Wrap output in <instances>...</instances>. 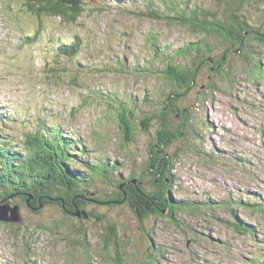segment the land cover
Listing matches in <instances>:
<instances>
[{
  "label": "rangeland",
  "instance_id": "374dc122",
  "mask_svg": "<svg viewBox=\"0 0 264 264\" xmlns=\"http://www.w3.org/2000/svg\"><path fill=\"white\" fill-rule=\"evenodd\" d=\"M20 1L0 0V141L22 146L40 130L54 148L49 168L85 175L83 198L106 203L73 213L67 202L41 203L38 212L28 207L33 196L28 206L13 196L0 200V264H264V77L255 67L264 72V47L249 43L243 56L241 48L230 49L219 74L205 67L176 102L182 119L176 106L167 108L162 71L177 49L202 35L151 18L168 0H83L76 22L48 17L44 29L19 12ZM182 1L219 14L225 9L220 0ZM243 13L264 33V0L245 4ZM76 36L84 50L63 55L61 46ZM227 47L219 45L212 58ZM125 101L135 125L143 114L156 118L147 134L139 124L127 146L117 118ZM163 105L179 119L175 127L185 125L168 148L175 163L166 196L192 207L142 218L117 203L118 184L143 176ZM66 149L72 163L62 159Z\"/></svg>",
  "mask_w": 264,
  "mask_h": 264
},
{
  "label": "trees",
  "instance_id": "16d2710c",
  "mask_svg": "<svg viewBox=\"0 0 264 264\" xmlns=\"http://www.w3.org/2000/svg\"><path fill=\"white\" fill-rule=\"evenodd\" d=\"M187 1L189 2V0ZM220 1L221 4L225 5L222 14L198 6L192 7L193 5L191 6L182 0H168L164 5L165 11L161 14L153 12L151 15V18L159 22H164L168 25L177 24L179 28H187L194 34L202 35L199 40L177 49L172 56L174 58L173 61H170L162 71V79L170 91L164 97L168 110H173L172 108L176 106L182 91L184 90V93H186L187 89L191 87L190 85L194 78H198L205 67H208L215 74L221 73L224 65L221 67L219 65L224 60L225 53L230 49L236 52L241 48L243 52L240 56H243L249 43H256L255 45L264 47V33L260 28L255 29L243 13L245 4L257 0ZM15 4L18 3L15 2ZM19 5L23 8L19 12L26 14L27 18L34 19L39 24V29H44V23L48 17L62 18L66 22L73 23L85 12L83 0H21ZM230 26L231 29H228ZM45 30H39V35ZM219 45L228 47L220 58H212L214 51ZM84 48L83 40L76 36L75 42L71 45H62L60 52L72 58L79 55ZM59 56L62 55L59 53ZM178 57L189 59L188 65H183L182 61L176 63ZM210 58L213 59V63L209 61ZM255 67L258 69V76L263 78L262 66L257 64ZM118 105V125L120 126L121 139L125 143L124 145L127 146L135 142L139 124H141L142 131L145 134L153 130V123L156 119L154 115L144 116L143 114L139 119L140 123L135 125L134 122L137 118L135 110L130 108L126 101L120 102ZM164 106H162V109ZM178 108L176 106V114H179L183 119L186 114L183 112L184 110H179ZM160 113L157 117L162 116V119H157L159 120V125L155 130V141H152L149 145V158L143 176L132 175L127 179L126 183L122 184L121 182L118 184L119 196L118 201L116 200L117 203L128 204L142 218H149L153 215L165 217L164 213L166 211L169 215L179 212L187 214L192 207L183 200L175 199L174 202L173 198L170 201L167 199L166 192L170 194L172 191L171 175L175 163L172 156L168 153V148L181 134L185 125L183 124L182 128L178 129L173 125L174 122L179 120L178 118L172 119L171 114H166L164 109ZM29 135L26 136L23 147L19 145L11 147L9 145L11 139L9 138L4 137L9 139V142L0 141V187H4L2 192L0 190V200L13 196L14 200L21 199V202L28 206V199L33 196V201L28 207L32 211L38 212H41V203L61 206L63 202H67L68 204H73V213L76 211L82 212L79 208L87 209L86 206L89 202L99 203L101 200L100 204L106 203L103 198L95 195H87L83 198L79 182L84 181L82 178L85 175L77 173L76 176L64 169L68 172L65 174L58 166H56L57 169H50V162L55 161L52 143L42 137L40 130L33 133L32 139H29ZM56 139L57 135L55 139L51 138L52 141ZM62 139L68 147L64 136ZM72 142L73 138H71L70 143L72 144ZM69 151V149H66L65 152L60 154L62 159L72 163ZM46 155L51 160L45 165L43 158ZM49 170L54 173H50ZM94 171L95 174H98L97 176L101 174L97 169H94ZM146 177H149L150 180ZM87 183L91 185L93 182L89 181ZM163 193H165L164 196ZM195 209L198 210L197 208ZM103 216V214H93V218L99 220ZM236 227L239 230H243L238 223ZM116 236L117 234L114 233V240H116ZM115 245L118 252V244L115 243Z\"/></svg>",
  "mask_w": 264,
  "mask_h": 264
},
{
  "label": "water",
  "instance_id": "95a60500",
  "mask_svg": "<svg viewBox=\"0 0 264 264\" xmlns=\"http://www.w3.org/2000/svg\"><path fill=\"white\" fill-rule=\"evenodd\" d=\"M18 216V213H16V215L15 216H12V218H15V217H17ZM20 220V219H19Z\"/></svg>",
  "mask_w": 264,
  "mask_h": 264
}]
</instances>
